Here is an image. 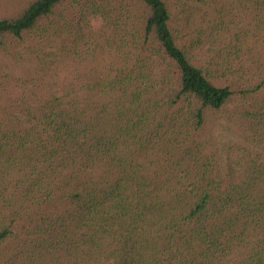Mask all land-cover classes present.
Segmentation results:
<instances>
[{"label": "trees", "instance_id": "16d2710c", "mask_svg": "<svg viewBox=\"0 0 264 264\" xmlns=\"http://www.w3.org/2000/svg\"><path fill=\"white\" fill-rule=\"evenodd\" d=\"M237 4L264 31V0ZM172 23L166 0H28L0 19V43L57 42L76 67L32 79L0 120L2 264H264V164L234 182L202 138L249 95L227 75L251 26L214 33L198 66L205 40Z\"/></svg>", "mask_w": 264, "mask_h": 264}, {"label": "rangeland", "instance_id": "374dc122", "mask_svg": "<svg viewBox=\"0 0 264 264\" xmlns=\"http://www.w3.org/2000/svg\"><path fill=\"white\" fill-rule=\"evenodd\" d=\"M173 8V29L176 33L196 36L205 40L202 49L195 52V65L204 66L211 57L210 51L216 50L213 34L221 32L219 44L224 46L230 42L241 29L251 26L238 58L231 62L228 85L242 93L249 90V95L237 94L234 101L219 115H211L207 120L202 138L211 141L207 149L214 161L225 167L232 165L234 182L244 174L251 164H264V31L241 14L237 0H166ZM28 0H0V19L17 15ZM94 32L103 27L102 20H92ZM32 38L20 45L13 42L0 43V120L18 105L20 99L29 96L37 79L51 72L63 70L60 78L62 83L68 81L76 67L72 60H64L58 51L57 42L52 48L42 47ZM45 45V44H43ZM47 46V45H46ZM57 47V48H56ZM54 48V49H53ZM56 54V56H53ZM101 66L102 64H95ZM98 68L85 63L79 69ZM227 69L228 66H224ZM226 80V79H225ZM28 82V85L26 82ZM224 85L221 79L214 80ZM234 82V83H233ZM260 89L254 91L258 85ZM261 116L260 123L255 125L256 116ZM240 260V254L235 257ZM0 264L1 261H0Z\"/></svg>", "mask_w": 264, "mask_h": 264}]
</instances>
